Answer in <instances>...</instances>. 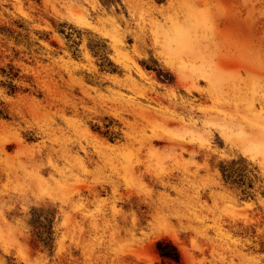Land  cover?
I'll return each mask as SVG.
<instances>
[{"label":"rangeland","instance_id":"374dc122","mask_svg":"<svg viewBox=\"0 0 264 264\" xmlns=\"http://www.w3.org/2000/svg\"><path fill=\"white\" fill-rule=\"evenodd\" d=\"M0 264H264V0H0Z\"/></svg>","mask_w":264,"mask_h":264},{"label":"trees","instance_id":"16d2710c","mask_svg":"<svg viewBox=\"0 0 264 264\" xmlns=\"http://www.w3.org/2000/svg\"><path fill=\"white\" fill-rule=\"evenodd\" d=\"M3 71L5 73V70H3ZM8 75L12 79H15L18 76V73L13 72L11 70ZM10 85H11L10 93H14L15 92V85L14 84H10ZM157 247H158L160 255L164 259H174V260L180 259V252L171 240H169V239L160 240L157 244Z\"/></svg>","mask_w":264,"mask_h":264}]
</instances>
